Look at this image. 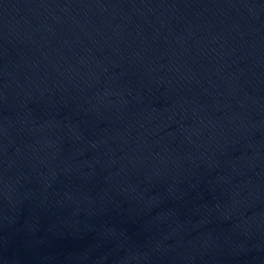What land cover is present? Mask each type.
I'll return each mask as SVG.
<instances>
[{
  "label": "water",
  "instance_id": "95a60500",
  "mask_svg": "<svg viewBox=\"0 0 264 264\" xmlns=\"http://www.w3.org/2000/svg\"><path fill=\"white\" fill-rule=\"evenodd\" d=\"M0 264H264V0H0Z\"/></svg>",
  "mask_w": 264,
  "mask_h": 264
}]
</instances>
